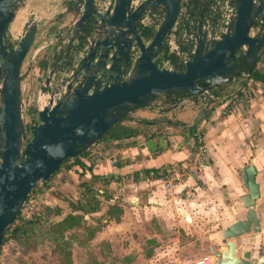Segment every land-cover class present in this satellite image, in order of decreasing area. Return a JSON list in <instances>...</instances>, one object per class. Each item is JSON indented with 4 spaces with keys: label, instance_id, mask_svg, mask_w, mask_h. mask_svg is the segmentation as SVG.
I'll return each instance as SVG.
<instances>
[{
    "label": "water",
    "instance_id": "95a60500",
    "mask_svg": "<svg viewBox=\"0 0 264 264\" xmlns=\"http://www.w3.org/2000/svg\"><path fill=\"white\" fill-rule=\"evenodd\" d=\"M142 0L130 8V0H101L96 9L93 0H82L72 22V37L88 27L90 38L84 49L71 59L70 70L62 73L63 91L54 103L37 110V123L25 134L21 80L31 63L27 55L38 31L37 19H24L13 27L25 0H0V246L5 229L19 214L29 193L47 182L64 160L80 156L94 147L101 136L138 108H157L164 94L185 91L199 96L206 104L220 101L214 88H222L242 79L246 70L257 64L264 44V0H233L234 16L230 33L216 40L206 37L200 27L202 0ZM161 7V18L147 42L136 30V23L150 8ZM196 15H195V14ZM182 23L184 35L191 34L192 54L177 71L159 68L152 55L176 23ZM253 23L259 27L249 35ZM190 40L189 38L187 39ZM242 48L236 59L235 52ZM24 71L22 72V68ZM42 85L48 87L50 74ZM247 73V72H246ZM205 94V95H204ZM164 114L166 109L159 108ZM205 111L196 115L198 121ZM170 123V119H166ZM191 128V127H190ZM264 155V151H263ZM257 169L250 163L241 167V185L245 193L240 202L243 219L231 221L222 236L227 239L221 251H214L216 264H264V243L258 251L235 254V238L251 232L257 243L260 223L254 206L260 197Z\"/></svg>",
    "mask_w": 264,
    "mask_h": 264
},
{
    "label": "crops",
    "instance_id": "0c3cea01",
    "mask_svg": "<svg viewBox=\"0 0 264 264\" xmlns=\"http://www.w3.org/2000/svg\"><path fill=\"white\" fill-rule=\"evenodd\" d=\"M59 1L62 0H25L22 4L25 19L33 15L40 25L38 29L54 25V12L50 10L52 5ZM71 15L70 13L66 22ZM24 22L23 19L18 26H23ZM64 23L58 24L60 26ZM48 40H51L50 37ZM234 82L237 89L242 81L235 77ZM243 83L241 87L248 89L249 97L245 110L238 107L235 113H224V99L233 98L231 94L235 90L224 91L226 84L221 89L208 91L218 92L220 103H223L220 106L219 101L207 104L209 109L205 110L198 121L196 115L203 110L199 96L182 95L172 103L163 102L162 97L161 109H166L165 116L171 120L170 123L166 122V119L163 120L164 114L156 112L153 107L134 109L120 122L121 125L131 128L133 134L102 141V146L95 148L101 149L103 157L90 168L81 161L84 168L77 167L74 163H66L60 170L73 175L77 184L78 173H82L86 180L91 175L107 179L106 184L100 181L95 184L111 195L107 200L109 203L116 199L121 208L124 205L140 207L162 220L174 215L183 217L187 213L192 221L195 218L194 208L198 207L200 202L198 197H188L192 191L201 190L202 187L221 190L242 187L241 173L237 184V171L241 167V159L244 158L246 150H249L248 140L257 116L255 108L259 106L263 109L264 102V88L260 83L250 89L245 86L244 81ZM243 99L237 102L238 106ZM195 102L198 103L194 104ZM206 115L208 117L204 120ZM193 128L192 132L189 131ZM198 128H201L209 164L197 177H187L181 182L164 185L191 155L194 149L193 135ZM154 169L163 170L165 176H153Z\"/></svg>",
    "mask_w": 264,
    "mask_h": 264
},
{
    "label": "rangeland",
    "instance_id": "374dc122",
    "mask_svg": "<svg viewBox=\"0 0 264 264\" xmlns=\"http://www.w3.org/2000/svg\"><path fill=\"white\" fill-rule=\"evenodd\" d=\"M60 8L61 5L58 9ZM50 12L55 11L51 9ZM24 15V11L18 14L13 27H17L26 18ZM69 15L70 13H67L54 25L66 22ZM39 42V38L34 37L31 48ZM49 53L48 48L41 51L38 55L39 60L44 61V54ZM257 65L260 67L261 64ZM25 77L22 78V83H27ZM226 85L224 91L231 92L237 87L236 82L233 83V81ZM34 86H38L36 82ZM248 100L247 96L238 107L245 110L249 104ZM222 103L219 102L218 105ZM263 104L264 102L263 109L259 106L255 108L256 110L254 109L257 116L250 140H248L249 150H246L244 158L241 159V167L252 163L257 169L256 181L259 184L261 196L257 199L254 208L261 230L257 236V243L250 240L254 237L251 232L234 239L236 256H240L242 250L258 251L264 243ZM207 117L208 115L204 120ZM24 120H27V117L24 116ZM101 146V141L95 145V147ZM241 167L237 171V184H239ZM61 170L58 175L42 184V188L47 193L44 205L60 208V214L51 217L53 221H58L66 213L72 212L66 198L79 197L76 179L73 175L70 176ZM95 186L100 187L96 184ZM192 192L188 197H198L200 200L199 206L194 208L195 218L192 221L187 213L185 217L174 215L162 220L143 208L124 205L119 221L115 222L106 216L108 201L101 198L100 210L84 215L85 224L91 227L90 238H87L82 227L67 232V234L72 233L73 239L67 252L62 255L54 251L47 242L26 247L8 238L0 247V262H3L2 264H189L199 256L210 253L214 255L213 252L221 251L227 241L222 236V229L231 221L244 217L245 209L239 196L245 193V189L240 186L228 190L202 187L201 190Z\"/></svg>",
    "mask_w": 264,
    "mask_h": 264
},
{
    "label": "trees",
    "instance_id": "16d2710c",
    "mask_svg": "<svg viewBox=\"0 0 264 264\" xmlns=\"http://www.w3.org/2000/svg\"><path fill=\"white\" fill-rule=\"evenodd\" d=\"M66 4L68 11L77 8L76 3H74L73 0L68 1ZM55 19L56 18H54V20ZM151 31L152 29L148 27L141 29L142 35L145 39L151 35ZM165 58H170L173 61L171 56L166 55L165 47L163 44H161L153 53L152 61L155 63L156 66L161 67L162 61ZM257 64H255L250 70H246V72L250 78L260 83L264 88V65H260L259 67V65ZM38 66L41 71V74H43L44 61L40 60L38 62ZM243 84L244 83L242 81L240 87L235 89L231 94V96L233 97L232 99H234L235 103L240 102V100L243 99V97L241 96V86ZM182 95L195 97L194 95H190L185 91H181L178 95L173 96L164 94L163 102L172 103L177 97ZM211 103L212 102L208 104ZM31 111H34L33 106L29 109L27 108L25 113ZM124 119L125 118L119 120L114 127L106 131L101 136L99 141L102 142L107 138L116 139L124 136H130L131 134H133V130L131 128L125 127L120 124V122ZM24 127L28 130L30 129L31 125L25 124ZM193 130L194 128L190 129L189 131L192 132ZM93 148H95V146ZM88 152L89 150L83 151L78 157L62 161L58 167V170L51 177H49L48 181L52 177H54L59 172L61 167L65 166L66 163H74L77 167L84 168V165H82V158L86 156ZM90 167L91 165H89V168ZM152 174L155 177L165 176L163 170L158 171L157 169H154ZM77 179L79 197L66 198L67 205L73 213H66L60 220L53 221L51 217L53 215H59L60 208L57 206L50 207V205L43 204L37 211H35L26 218L21 217L18 214L5 229L2 237V244L8 238L14 239L18 243H22V245L26 247L41 245L47 242L52 246L54 251H56L59 255H62L67 252V248L69 247V245H71V241L73 239L72 233L67 234V232L82 227L83 232H86L87 238H90L92 235L91 227H89L90 225L85 224L84 215H90L92 213L98 212L100 210L101 198L109 200V198H111V195L107 193L103 188L95 186V183L97 181H100L101 183L105 184L107 183V179L103 177L91 175L89 179L86 180L83 178L82 173H78ZM99 189L101 191H99ZM105 213L108 218H111L115 222H117L119 221V216L122 213L121 205L116 201V199H113L111 203L108 202Z\"/></svg>",
    "mask_w": 264,
    "mask_h": 264
},
{
    "label": "built area",
    "instance_id": "2783aa9c",
    "mask_svg": "<svg viewBox=\"0 0 264 264\" xmlns=\"http://www.w3.org/2000/svg\"><path fill=\"white\" fill-rule=\"evenodd\" d=\"M133 3H136V0H133L131 2V4ZM60 5H61L60 1L52 5V9L55 11L54 13L59 11H64V8H62V6L60 9H58ZM218 11H219V18L214 32V38L216 39L220 38L221 34H226L230 30L229 24L230 21L232 20V17L234 16V5L232 3V0H221L218 6ZM250 30L251 32H253L252 29ZM46 43L47 42H43L42 44L35 47V49L29 55H27V61H25L24 63V67L27 65L28 62L31 63V69L28 75L25 77L27 83H22L23 81L22 79L20 86V91L23 100L24 116L27 117V120H24V116H23V121L26 124L31 125L30 129L33 128L37 123V110L48 105L49 101H51V103H54L57 97L63 91V86H64L63 80L54 81L53 78H50L48 87L42 85L44 78H42L43 75L41 74L37 61L39 59L38 55L41 52V50L46 46ZM169 44H170V50L176 51V53H178V55L182 58L181 61L184 62V60H187L189 56L187 52L179 51L178 45L173 41H170ZM257 63L264 65V46L258 58ZM162 67L171 70V66L167 62H165ZM241 81H244L246 83L245 86L247 85L249 89L251 86H254L256 83H258L252 78H250L247 73H244ZM34 82H36L38 86H34ZM247 90L248 89L246 87L245 89L241 88V93L243 98H246L248 96ZM205 94L210 96L212 95L209 92H206ZM224 100H226V102H224L223 104L224 113H235L238 111V104L235 103L234 100H232V98L227 97ZM199 102L201 103V106L203 107L204 111L205 110L207 111V109H209V105H207L205 102H203L202 100H199ZM155 103L158 106L157 108L154 109L156 110V112H158L159 108L162 106V100L158 99ZM196 103L198 102H195L194 104ZM32 106L34 108V111L25 113L27 108L29 109ZM193 140H194V149L191 155L188 157V159L185 162H183V164L179 166L178 170L174 171L173 177L164 182V185L166 186L171 185L175 181L181 182L185 180L187 177H193V178L197 177V175H199L200 172L209 164L206 148L205 145L203 144V135L201 132V128L195 130V133L193 135ZM88 150L89 152L86 154V156L82 158V161L88 166L93 165L97 160L103 157V153L100 149H96L92 147ZM46 194H47L46 191L44 190V188H42V184L39 185L34 190H32L29 193L27 199L23 202L22 207L19 210V215L21 217L26 218L35 211H37L43 204H45L44 199ZM2 263L3 262H0V264ZM190 264H216L215 255L210 253L207 255L199 256L193 259Z\"/></svg>",
    "mask_w": 264,
    "mask_h": 264
},
{
    "label": "flooded vegetation",
    "instance_id": "af4514ba",
    "mask_svg": "<svg viewBox=\"0 0 264 264\" xmlns=\"http://www.w3.org/2000/svg\"><path fill=\"white\" fill-rule=\"evenodd\" d=\"M68 1L70 0L60 1L61 6L64 5V11H59V12L54 13V16H55L54 18H56L55 21H58L63 16H65L67 13H72L71 18L66 23H64L63 25L61 24L60 26L59 24L56 26L50 24L49 26H46L43 29L39 28L36 33V36L39 38L40 42L34 47L30 48V51L28 53L29 55L35 49V47L42 44L43 42H47L46 46L41 50L43 51L46 48L50 49L49 54H44V69H43L44 73L42 74L43 75L42 78H45V76H47L48 73L52 71L50 74V78H53L54 81L59 80L63 72L66 73L68 70H70L69 68L71 64V59L77 54H79L84 49L86 41L90 38V34L88 33V27L82 28L79 30L80 33L78 35H74L71 43L68 44L69 39H71L72 37L71 24L77 18L79 14L82 0H73L74 3H76L77 8L72 9L70 11L67 10L66 3ZM132 1L133 0H130V4H129L130 8L136 7L142 0H136V3L131 4ZM220 1L221 0H202V3H201L204 9L202 10L200 28L206 31V37L210 36L211 34L212 40H216V38H214V32H215V28L217 26V22L219 18L218 6H219ZM232 3H233V0H232ZM93 6L96 9H101L102 8L101 0H93ZM188 8H189L188 2L185 0H182L181 9L185 10V14L188 13ZM162 12L163 10L160 6L157 8H150L149 12H146L145 15L142 16L141 19L136 23V30L144 42H147L150 39L151 35L153 34L161 18ZM229 26H230V30L228 33L231 32L232 20L230 21ZM146 27L151 28L152 31H151V35L145 39L144 36L142 35L141 29L146 28ZM258 27H259L258 23H253L248 29V34L249 35L254 34ZM250 29H252L253 32H251ZM222 35L223 34H221V36ZM49 37L51 40H48ZM188 38L190 39L189 41L187 40ZM170 41H173L178 45L179 51H184L189 54L187 60H189L191 57L194 42H193V38L190 33L188 37L184 35V28L182 27V23L180 22L174 24L173 27L168 31L167 35L164 36L161 44H163L165 47L166 55L171 56L173 61L170 58H165L162 61L161 67L164 65L165 62H167L171 66V70L177 71L182 68L183 64L187 60H184V62L181 61L182 58L178 55V53H176V51L170 50V44H169ZM241 54H242V48L238 49L235 52L236 59H238L241 56ZM39 61L40 60L38 59L37 64ZM257 62H258V59H257ZM25 124L26 123H24V126ZM29 130L30 129L27 130L25 128L26 135L29 134Z\"/></svg>",
    "mask_w": 264,
    "mask_h": 264
},
{
    "label": "bare ground",
    "instance_id": "6f19581e",
    "mask_svg": "<svg viewBox=\"0 0 264 264\" xmlns=\"http://www.w3.org/2000/svg\"><path fill=\"white\" fill-rule=\"evenodd\" d=\"M16 20V19H15Z\"/></svg>",
    "mask_w": 264,
    "mask_h": 264
}]
</instances>
